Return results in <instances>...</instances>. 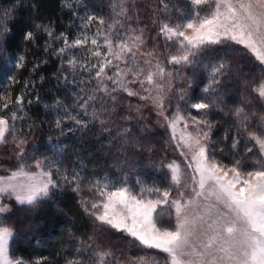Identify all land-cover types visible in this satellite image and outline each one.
<instances>
[{
    "label": "snow or ice",
    "instance_id": "obj_1",
    "mask_svg": "<svg viewBox=\"0 0 264 264\" xmlns=\"http://www.w3.org/2000/svg\"><path fill=\"white\" fill-rule=\"evenodd\" d=\"M35 7L30 0L0 3V53L15 69L23 68L27 57L8 54L12 25L22 9ZM62 7L80 21L74 36L57 33L54 21L31 14L21 29L25 43L36 45L38 35L47 37L40 46L44 57L34 59L29 76L48 63L49 55L59 60L52 75L67 91L44 104L55 114V130L63 135L64 121H70L69 132L98 129L95 135L106 136L107 146L118 145L125 156L151 153L155 146L142 143L139 135L150 130L141 121L151 105L170 129L183 163L161 159L166 186L157 187L140 177L130 184L127 176L117 181L106 173L90 175L78 155L79 163L69 166L63 161L66 145L54 144L49 155L38 154L34 146L29 150L27 137L35 126L23 125L40 96L34 80L8 76L0 87V145L12 146L15 167L0 175V264H264V0H182L179 5L159 0L152 5V23L171 45L167 52L147 47V25L135 0H112L107 16L82 0H62ZM177 65L192 68L184 87H176ZM198 72L205 82L202 94L193 98L186 90ZM18 83L22 87L13 93ZM173 91L174 105L168 102ZM213 112L228 122L216 139ZM65 190L78 197L76 207L91 232L77 235L69 223L62 230L67 239L53 256H13L10 242L16 233L5 218L11 205L4 201L27 210L49 201L58 206L55 195ZM104 227L126 245L114 250L103 243L109 235ZM134 247L158 250L163 259L126 255Z\"/></svg>",
    "mask_w": 264,
    "mask_h": 264
},
{
    "label": "trees",
    "instance_id": "obj_2",
    "mask_svg": "<svg viewBox=\"0 0 264 264\" xmlns=\"http://www.w3.org/2000/svg\"><path fill=\"white\" fill-rule=\"evenodd\" d=\"M25 4L29 0H23ZM36 7L35 9H22L17 13L16 22L12 25L13 32L8 39V54L23 53L27 57L25 66L21 69H15L11 64L3 59V53H0V87H3L7 81L8 76H15L17 81L30 78L34 80L35 88L40 96V103H34L29 108L31 119L24 122L23 127L27 129L29 123L34 124V131H32L27 139L35 137L39 139L40 147L38 152L43 155L50 153L51 147L55 145H66L65 155L63 161L71 166L72 162H77V155L84 161L88 169V174L95 176H107L112 180H120L127 176L128 182L134 184L137 177H140L148 186L153 184L157 187H165L166 181L164 170L159 167V161L164 160L167 153L166 138L161 130L157 128H150V130L139 133L144 139L142 143L145 145H154L156 150L149 153L147 151L134 152L129 151L128 155H123L118 145L112 147L107 146L106 136H97L98 129H91L83 135L80 131L69 132L68 129L73 128L70 121H64L65 132L61 135L55 130L52 121L55 119V114L44 107V104H51L55 95H63L67 89L63 81L59 83L53 77V73L57 71L59 60L52 55L47 57L48 63L42 64L34 75L29 76V70L32 68L35 58L43 59L44 53L42 44L46 36L40 34L37 36L36 45L25 43L21 35V29L28 26V17L31 14L35 19L42 20L47 23L49 20L54 21V27L57 33L65 32L69 36H74L78 30L79 19L73 16L71 11L62 7V0H30ZM112 0H82L89 10H94L98 15L107 16L109 14V5ZM173 3L179 5L182 0H172ZM0 3H8V0H0ZM136 6L141 13V20L147 25L145 30V37L149 43L147 47H151V43L155 38L160 37L156 32V25L152 23L155 19L152 15V5L159 3V0H135ZM83 14V9L80 10ZM173 19L176 18V10L172 9ZM175 12V13H174ZM59 44L57 43V47ZM74 54L79 55L80 51H74ZM67 57H65L66 59ZM243 63V62H240ZM235 66V65H234ZM247 65L244 66L243 71H248ZM67 71V69H65ZM188 77L193 75L192 68L188 71ZM201 75L197 83L194 82L191 89L193 98L199 97V91L203 88V72H198ZM41 75L44 80L41 81ZM71 79V76H69ZM21 84H16L12 87V92L19 91ZM36 93H33L35 96ZM231 102V101H229ZM138 103L133 100V104ZM193 114L197 115L193 110ZM210 120L216 122V127L213 129V139L222 137L227 127L228 122L224 117L216 112H213ZM142 124H145L141 122ZM49 137H52L49 140ZM51 143L50 148H47L46 141ZM46 148L45 151L43 149ZM155 161L156 163H151ZM76 197L70 190H65L63 193H56V203L51 201L42 203L32 210H27L25 207L18 206L15 201H9L11 211L5 217L11 226L15 229V236L10 244V252L13 256H24L27 259L34 255L53 256L55 251L59 250L60 241L66 240L67 237L63 235L62 230L66 228L69 223H73L77 235L87 230L91 232L92 225L83 216L80 210L76 207ZM6 203V200L4 201ZM63 211H62V210ZM24 221L27 222V229L24 228ZM103 231L109 235L103 240L105 244H111L114 250H119L126 245L127 241L117 234L103 228ZM126 255L138 257L142 254L138 248L134 247L131 252Z\"/></svg>",
    "mask_w": 264,
    "mask_h": 264
},
{
    "label": "rangeland",
    "instance_id": "obj_3",
    "mask_svg": "<svg viewBox=\"0 0 264 264\" xmlns=\"http://www.w3.org/2000/svg\"><path fill=\"white\" fill-rule=\"evenodd\" d=\"M151 44H152L151 47H148V48H152L155 45L156 47H158V49H160L161 51H164V52H167L168 50L171 49V45L166 44L163 37H160V41L158 40V38H155ZM160 58H161V60H163L164 56L162 55ZM174 68L176 70H178L180 73L179 78H177V80H176V87H184V84L186 83L187 77L189 74L188 71L191 69V66H179V65H177V66H174ZM204 75H203V78H204ZM200 76L201 75L196 74V77H195L192 85L194 84V82L197 83L195 80L198 81V78ZM203 81H204V79H203ZM191 89H192V86L186 90L188 92L189 96L191 94ZM199 92H200L199 95H201L202 89H200ZM174 95H175L174 91L169 93L170 99L168 102L172 103L173 105H174L175 101L173 99H171V97H173ZM138 103H139V101H138ZM181 107L182 108L185 107L183 102H181ZM146 109L147 110L144 113L146 118L141 122H143L147 125H150L151 126L150 128H157V129L161 130V132L164 134V136L166 138V148H167V153L164 157L165 162H167L168 160H171V159H175V160H180L181 163H183V157H181L179 151H177L175 149L174 143L170 139V129L167 128V126L165 125V123L162 120L158 119L155 116L154 111L151 109V105H146ZM172 110L173 109L170 108L169 112H171ZM194 112H196V114H198L197 110H194ZM38 140L35 139V137L28 139L27 148L29 150H31L34 146L35 149L38 150V148L41 146L40 142ZM46 144H47V148H50V145L53 143H51L49 140H47ZM45 150H46V148L43 149V151H45ZM38 154H40V153L38 152ZM13 158H14V153L12 150V146L11 145H0V175H6L7 174L6 169L15 167V164L11 162ZM9 201L10 200L6 199V203ZM23 226L25 229H27V222L26 221H24ZM104 228L109 230L107 227H104ZM138 250L142 254L141 256H138V257H145L146 259H151L153 257H155L157 259H161V260L163 259V257L158 255V250H148V249L141 250L139 248H138Z\"/></svg>",
    "mask_w": 264,
    "mask_h": 264
},
{
    "label": "crops",
    "instance_id": "obj_4",
    "mask_svg": "<svg viewBox=\"0 0 264 264\" xmlns=\"http://www.w3.org/2000/svg\"><path fill=\"white\" fill-rule=\"evenodd\" d=\"M10 244H11V242H10Z\"/></svg>",
    "mask_w": 264,
    "mask_h": 264
}]
</instances>
